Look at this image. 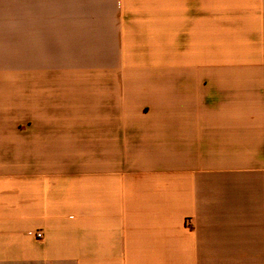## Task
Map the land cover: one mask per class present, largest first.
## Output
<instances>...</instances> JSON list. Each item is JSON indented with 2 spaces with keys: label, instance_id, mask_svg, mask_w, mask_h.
Here are the masks:
<instances>
[{
  "label": "crops",
  "instance_id": "obj_1",
  "mask_svg": "<svg viewBox=\"0 0 264 264\" xmlns=\"http://www.w3.org/2000/svg\"><path fill=\"white\" fill-rule=\"evenodd\" d=\"M0 264H264V0H0Z\"/></svg>",
  "mask_w": 264,
  "mask_h": 264
},
{
  "label": "rangeland",
  "instance_id": "obj_2",
  "mask_svg": "<svg viewBox=\"0 0 264 264\" xmlns=\"http://www.w3.org/2000/svg\"><path fill=\"white\" fill-rule=\"evenodd\" d=\"M72 9H73V7H65V13H67V11L71 13L72 12ZM77 12H79V11L76 9V13Z\"/></svg>",
  "mask_w": 264,
  "mask_h": 264
}]
</instances>
